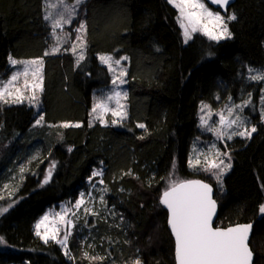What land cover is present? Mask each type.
I'll use <instances>...</instances> for the list:
<instances>
[{
    "label": "trees",
    "instance_id": "16d2710c",
    "mask_svg": "<svg viewBox=\"0 0 264 264\" xmlns=\"http://www.w3.org/2000/svg\"><path fill=\"white\" fill-rule=\"evenodd\" d=\"M228 13L237 17L228 24L231 39L216 42L196 33L186 44L179 13L168 0H84L64 29L72 36L80 22L87 24L85 60L77 67L70 51L44 55L56 42L44 19L45 0H0V78L11 71L10 57L44 60V124L34 128L36 111L26 101L0 104V191L2 181H11L25 162L23 178L10 186L13 196H0V208L12 205L0 215L5 242L0 264H133L137 257L141 264H176L168 212L160 203L170 175L211 183L219 205L215 226L253 223L254 264H264V216L258 212L264 204L261 119L250 139L228 144L233 164L221 189L188 165L191 144L200 134L201 102L249 95L259 103L261 83L251 82L247 70L264 66V0H236ZM100 54L128 58L127 119L115 125L91 118L96 95L111 84ZM52 162L51 179L43 184ZM98 168L113 213L90 218L94 231L87 242L78 229L73 232L72 260L59 244H45L34 226L47 208L88 190L86 180ZM129 170L134 175H124ZM84 248L104 259H85Z\"/></svg>",
    "mask_w": 264,
    "mask_h": 264
},
{
    "label": "snow or ice",
    "instance_id": "6c2138e0",
    "mask_svg": "<svg viewBox=\"0 0 264 264\" xmlns=\"http://www.w3.org/2000/svg\"><path fill=\"white\" fill-rule=\"evenodd\" d=\"M45 3L46 7H52L48 0H45ZM60 3L62 7L55 16L48 12L44 16V19L51 24V35L56 41L49 50L45 51L44 55H57L62 51H70L76 58V66L79 67L80 63L85 60L87 24L82 21L75 28L74 41H71V37L64 32V26L71 25L77 14L78 6L83 3V0H75V4L72 6L63 4V0H60ZM168 3L176 8L179 13L177 22L183 30L185 43L192 39V35L197 32L216 42L231 39L232 33L228 24L230 21L237 19L235 14L228 15L225 18L219 11L210 10L204 0H168ZM211 3L228 11L230 0H211ZM70 41V48H64V45L69 44ZM9 59L13 66L20 63L24 67L22 71L14 72L7 81H0V104L24 103L27 101L30 107L37 109L36 115L38 118L35 120L34 126H42L44 115L40 112V95L44 91V60L43 58H37L29 61H17L11 57ZM127 59V57L114 59L111 55L99 56L100 62L113 73L111 81L113 89L97 99L92 107L93 119L99 120L102 124L107 125L104 117L109 113L113 117L111 120L113 125L122 123L127 119V106L122 101L127 99L128 94L126 91L121 90V86L127 83L125 79L127 69L122 67V61ZM253 71L249 69L250 74ZM249 78L264 80V74H251ZM247 103H250V101L245 102L244 105H229L226 106L225 111L217 113L219 128L209 125L208 120L203 115L201 116V125L209 131H213L217 139L223 140L227 137L230 140L233 135L251 138L256 128L253 127L249 131L243 127L244 122L239 114L234 115L236 109L242 111ZM206 109L210 117L212 113L209 106H201V112H205ZM225 112L227 115H225ZM234 125L236 128H243V130L229 131ZM89 126H91V122ZM62 127H81V125L79 123H64ZM137 127L143 129L145 125L138 124ZM226 160L229 162H226ZM230 160L231 157L227 153H222L213 145L209 152L198 153L194 157H190L188 164L194 170L199 168V170L210 172L218 182H221L224 173L232 167ZM54 169L55 162H52L47 175L44 177L43 184L49 183ZM23 172L24 169L21 168V179L23 178ZM103 175V170L93 171L89 183L91 184L94 178L101 177L97 183L103 184ZM124 175L132 176L134 174L129 170ZM167 179L168 187L163 192L160 203L169 213L168 224L175 239L176 264H252L253 252L249 243L252 225H235L227 229L214 228L213 217L216 214V201L212 198L211 186L199 180L176 179L174 175H170ZM4 187L7 188L8 185ZM103 191L106 192L107 188H104ZM100 202L104 203L103 197L100 198ZM89 203H91V199H86L85 194L81 192L79 199L74 204L69 202L68 205L62 207L61 211L45 214L35 224V234L45 244L49 241L60 244L65 255L74 260L75 258L71 256L68 249V240L72 235V229L75 227L73 217H76L81 209L85 214L95 215L93 209L87 206ZM11 206L10 204L8 207L0 208V215L6 213ZM258 212L264 216V204L258 206ZM42 229L43 231H41ZM3 243H5L3 238H0V244ZM83 256L89 261H102L104 259L99 256H89L87 251L83 253ZM133 264H141L139 257L133 261Z\"/></svg>",
    "mask_w": 264,
    "mask_h": 264
},
{
    "label": "rangeland",
    "instance_id": "374dc122",
    "mask_svg": "<svg viewBox=\"0 0 264 264\" xmlns=\"http://www.w3.org/2000/svg\"><path fill=\"white\" fill-rule=\"evenodd\" d=\"M204 2L206 4V6L210 10H212L214 12L219 11L221 13V15L225 16V18H227L228 15H231V13L224 14L219 9L213 8L205 0H204ZM48 3H50L52 5V7H46V12L51 13L53 16H55V14L60 10V7H62V5L60 3V0H48ZM78 8H79V6H78ZM64 29H65V26H64ZM57 31L59 32V29ZM182 33H183V30H182ZM197 33H199V32H197ZM195 34L196 33H194L192 35V37ZM75 36H76L75 29H73L72 30V36H70L71 37V41H74L75 40ZM71 41H70V44H71ZM69 48H70V45H69ZM101 55H111V54H100V55H98V59H99V56H101ZM111 56H113V55H111ZM113 58L116 59L114 56H113ZM12 59H14V58H12ZM17 61H29V60H17ZM9 62H10V60H9ZM99 62H100V60H99ZM10 67H11V71L9 72V75L6 78H4V79L3 78H0V81H7L14 72H16V71H22L24 65L18 63L15 66H13L10 63ZM122 67L126 68L125 61H122ZM249 69L254 70L253 73H251V74H256V73L264 74V66H261V67H251V66H249L248 67V70H247V78L251 82H253V83H261V88L259 89V103L256 104L255 102H253L251 96H249V95L248 96H245L243 99H240V100H235L233 98H231V99L229 98L230 100H223L220 97H216L214 99V102L213 101L212 102H210V101L201 102L200 105H199V111H198V114H199V129H200V134L193 140V142L191 144L189 158L190 157H194L198 153H207V152H209V150L212 149L213 148V145H214L216 149H219L222 153H227L231 157L230 163L232 165L233 164V162H232V156H231L230 150L228 148V144L230 142H232L235 138L250 139V138H246V137H241L239 135H233L232 136V139H230V140L227 139V137H225L223 140L217 139V136H216V134L213 131H209L206 127H204V126L201 125V116L202 115L205 116V119L208 120V124L209 125H212V126H214L216 128H219V116L217 115V113H220L222 111H225L226 106H229V105H244L245 102L250 101V103H247V105L242 108V111L240 109H236L234 115L235 114H239L241 120L244 122V126L243 127L244 128H247L249 131L251 130V128L255 127L254 122L258 118H260L261 121L264 123V115H262V113H264V100H262V98H264V80H252V79H250L249 76L251 74L249 72ZM110 76H111V81H112V77H113V73L112 72H110ZM21 79H23V78H21ZM125 79H126V77H125ZM112 89H113L112 83L110 84V86H108L106 88H103V91L101 92V95H96L95 102L97 101V99H99L102 96L108 94ZM121 90L126 91V83L121 86ZM122 102L126 104V100L125 101H122ZM202 105H208L209 106V108L211 109V113H212L210 117L207 114V109L205 110V112H201V106ZM126 106H127V104H126ZM34 109H35V111L37 113V109L36 108H34ZM225 115H227L226 112H225ZM37 118L38 117H36V119ZM91 118L93 119V115L92 114H91ZM104 119L107 122H110L113 119V117L109 113V114L105 115ZM95 121H99V120H95ZM35 127L36 126H34V128ZM241 130H243V128H236L235 125L233 126L232 129H229V131H241ZM254 133H252V135ZM252 135H251V137H252ZM201 159H203V157H201ZM226 162H229V161L226 160ZM23 164H25V162L21 163V165H20L19 168H22L23 167ZM102 169L103 168H98V169H94V171L95 170H102ZM191 169H193V168H191ZM230 170L231 169H229L228 171H226L224 173V175L222 176L221 182H218L217 179L215 178V176L212 175L210 172H205V171L199 170V168L195 169L194 171L199 172V173L203 174L206 177H210L211 180H213L215 182V185L218 186L219 189H221V187H222L221 185L223 183V180H224L225 176L228 174V172ZM89 178L86 180V187L88 188V190L85 189V190L80 191L79 194H78V196H77V198L74 199L73 201L61 202L59 204L50 206L49 208H47V210L45 211V213L38 218V220L36 221V223L45 214H49V213H52V212H59V211L62 210V207L68 205L69 202H72L74 204L75 201L77 199H79L80 193L83 192L85 194L86 199H89V198L91 199V203H89L87 206L89 208H92L93 211L96 214L95 215L85 214L83 212V209H81V211L77 213V216L76 217H73V219L75 220V227L72 229V235H73V232L78 229L79 230V233H81V235H80L81 238L83 236L82 241L87 242L88 237H90V235L94 231L93 230L94 223L93 222L91 224L89 223L90 218L93 217L95 219L96 217H101L102 216V217H104L106 219V218H108V216L112 215V213H113L112 212L113 209L112 208H108L107 205L105 204V200H104L105 192L103 191L104 184L97 183V181L100 180L101 177L94 178L92 180V183L91 184L89 183ZM15 180L16 181H20L21 180L20 169H19V173H14L13 174V176L11 178V181H9V182H7L8 180H3L2 181V183L4 182V185L3 186L8 185V187L7 188L2 187V189L0 191V196H2L3 194H5L6 192L9 193V194H11L13 196V194L11 193L12 189L10 188V186H11L12 182H14ZM93 185H95V187H93ZM101 197H103V200H104V203L103 204L100 202V198ZM50 219H51V217H50ZM41 231H43V229ZM72 235L69 237V240H68V249H69V242H70V239H71ZM83 244H84V242H83ZM85 245L86 244H84V246ZM88 248H90V245L88 246ZM85 251L88 252V250L84 248V252ZM6 264H15V263H6Z\"/></svg>",
    "mask_w": 264,
    "mask_h": 264
},
{
    "label": "water",
    "instance_id": "95a60500",
    "mask_svg": "<svg viewBox=\"0 0 264 264\" xmlns=\"http://www.w3.org/2000/svg\"><path fill=\"white\" fill-rule=\"evenodd\" d=\"M205 1H206L210 6H212V7H214V8H217V9H220V11H221L222 13L226 14V13H228L230 7L235 3L236 0H230V3H229V5H228V11H225L223 8H220L218 5L212 4V3H211V0H205ZM190 180H199V181H202V182H204V183L209 184V185L211 186V188H212V198L216 201V199H215V188H214V186H213L211 183H208V182H206V181H204V180H202V179H190ZM164 208H165V207H164ZM165 209H166V208H165ZM166 210H167V209H166ZM218 211H219V205H218V202L216 201V214H215V216L213 217V227H214V228L227 229L228 227L235 226V225L251 224V225H252V233H253V223H238V224L230 225V226H228V227H224V228H223V227H217V226H215V223H216L217 218H218ZM167 212H168V211H167ZM168 218H169V213H168ZM167 221H168V220H167ZM168 227H169V224H168ZM169 230H170V227H169ZM170 231H171V230H170ZM252 233H251V236H250V241H251ZM172 236H173V235H172ZM173 238H174V236H173ZM250 241H249V243H250ZM174 242H175V239H174ZM250 248H251V246H250ZM251 251H252V249H251ZM252 252H253V251H252ZM252 264H254V253H253Z\"/></svg>",
    "mask_w": 264,
    "mask_h": 264
}]
</instances>
